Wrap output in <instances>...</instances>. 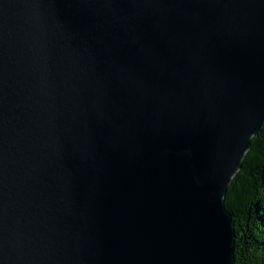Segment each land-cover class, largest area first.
Listing matches in <instances>:
<instances>
[{
  "label": "water",
  "instance_id": "1",
  "mask_svg": "<svg viewBox=\"0 0 264 264\" xmlns=\"http://www.w3.org/2000/svg\"><path fill=\"white\" fill-rule=\"evenodd\" d=\"M263 126L264 0H0V264H234Z\"/></svg>",
  "mask_w": 264,
  "mask_h": 264
},
{
  "label": "trees",
  "instance_id": "2",
  "mask_svg": "<svg viewBox=\"0 0 264 264\" xmlns=\"http://www.w3.org/2000/svg\"><path fill=\"white\" fill-rule=\"evenodd\" d=\"M224 204L236 234L234 264H264V126L251 138Z\"/></svg>",
  "mask_w": 264,
  "mask_h": 264
}]
</instances>
